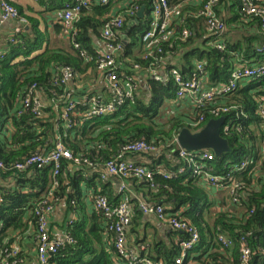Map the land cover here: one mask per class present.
Segmentation results:
<instances>
[{"label":"trees","instance_id":"16d2710c","mask_svg":"<svg viewBox=\"0 0 264 264\" xmlns=\"http://www.w3.org/2000/svg\"><path fill=\"white\" fill-rule=\"evenodd\" d=\"M37 1L49 13H54L62 10L70 0ZM155 1L112 0L107 5H101L98 0H92L90 7L83 8L80 20L75 23L68 36L72 43L70 49L52 48L49 34L40 31L38 21L30 19L23 35L17 43H9L3 60H0V161L7 167H12L33 156H45L62 139L65 147L75 156L103 165L118 157L130 143L143 139L155 142L160 150L156 154L143 155L151 161L148 167L154 173V181H128L144 195L145 203L165 207L169 216L188 222L200 234L199 244L183 264H243L241 238H246L251 251L248 264H264V178L258 176L260 173L264 174V161L260 153L263 133H259L260 123L264 121L259 115L261 105L264 104V77L247 81L244 87L240 86L229 95L216 97L194 111L190 118L182 113L168 118L166 122H163L162 109L165 106H178L177 87L170 77L167 84L148 79L143 88L138 82L135 100L127 102L108 118L85 122L84 115L90 109L78 104L70 114L72 128L68 130L66 121L62 119L65 106L57 108L50 102L60 103L70 94L75 102L84 97H97L101 102L106 101L96 93L89 92L85 86L82 90L78 88L84 79L93 76L96 80L101 76L97 64L100 46L97 49L96 41L104 42L103 28L113 17V8L118 4L121 6L118 15L125 19L121 33L127 30L131 22L138 20L137 15L131 17L129 11H135V6L140 7V10L146 6L144 18L131 31L129 44L118 58L126 76L137 77L139 73H146L154 60H145L143 49L138 54L134 50L142 47V37L149 29ZM168 1L172 6H183L182 12L187 18L180 28L190 29L193 35L182 41V30L179 28L174 40L164 46L166 64L159 67L164 74H168L172 68H178L183 76L188 77L195 72L197 64L202 63L208 76L207 87L214 89L227 83L238 66L250 67L263 59L258 50L264 47V28L259 20L246 15L241 0L219 2L217 14L227 27L226 50L223 52L211 46L216 37L209 34L205 20L195 18L208 0H199L189 5H186L188 0ZM261 3L264 6V0ZM15 7L21 16L26 17L20 8ZM55 29L64 34V28L60 24ZM120 34L114 41L115 44H121ZM18 58L22 60L15 63ZM173 60L177 62L173 64ZM136 66H140V72L135 70ZM62 68L74 71L75 79L67 86L56 85L54 82ZM33 86H36L44 98L42 116L39 117L34 113L33 105L28 108L22 105L26 93ZM222 106L232 108L223 117L232 127L228 135H223L231 151L221 158L215 156V160L208 163L206 168L211 169L214 175L222 176L225 187L233 180L240 184L241 190L239 203L230 204L219 212L214 210L215 203L203 176L165 179L161 172L173 175L183 164L178 146H169L174 138L186 128L196 132L204 129L210 121L218 120L219 118L211 115V111ZM242 114H246L248 118ZM202 117L205 118L203 124L198 129L194 128L193 124ZM251 124H255L256 130L250 128ZM247 158L250 163L248 168L240 170V165ZM65 167L66 164L63 169ZM0 173L4 177L15 178L17 185L9 190L0 189L3 200L0 204V253L3 252L6 256L4 264H14L16 261L27 264L24 236L32 227L38 245L39 220L36 210L42 198L49 196L54 190L52 168H33L26 172L0 170ZM64 175L65 169L58 178L59 187L54 190V199L58 198L59 201L65 197L74 199L67 195ZM24 189L29 194H23ZM225 191L229 193V189ZM96 195L107 196L113 206L120 204L108 196L105 187L103 192ZM131 205H135L132 208L135 219L139 218L141 213L138 211V203L131 201ZM183 209L184 213L181 214ZM103 221L102 212L96 211L89 229L85 223L81 226L74 225L69 231L74 243L66 244L58 254L51 256L48 264H128L116 252L110 240H106L109 238L104 237L106 228ZM220 237L232 240L233 246L223 248L218 241ZM167 239L171 245L166 241L158 242L153 251L146 247L140 248L138 252L130 247L128 250L136 253L140 261L174 264L181 256L182 244L189 237L186 233L171 230ZM143 243L145 242L137 241L136 245L141 247ZM14 246L19 248V252L16 256L9 257Z\"/></svg>","mask_w":264,"mask_h":264},{"label":"built area","instance_id":"2783aa9c","mask_svg":"<svg viewBox=\"0 0 264 264\" xmlns=\"http://www.w3.org/2000/svg\"><path fill=\"white\" fill-rule=\"evenodd\" d=\"M38 3L37 0H33ZM92 0H70L65 4L62 10L55 13L56 22L64 28V34L70 35L75 23L81 18L83 8H88L91 5ZM112 0H98L101 5H107ZM118 1V0H115ZM146 1V0H139ZM199 0H188L186 5L197 3ZM262 0H241L246 15L259 20L264 28V6L261 3ZM220 0H208L201 11L195 16L196 19L203 18L205 25L209 31V34L214 35L216 39L211 43V46L218 51H225V34L227 27L221 17L217 14V8ZM2 11L0 20L1 27L10 21L19 22V27L15 30L11 43H17V40L27 27L29 26V20L25 16H21L18 9L10 2L3 0L0 3ZM135 11H129V14L134 16L138 15L140 7L135 6ZM183 6H172L168 0H156L151 10L152 20L149 29L142 37V49L143 58L145 60L152 59L154 64L149 68L146 73L148 79H152L161 84H167L170 80H173L177 87L176 98L177 102L181 103L184 100H189L193 111H197L199 108L204 107L209 102H212L216 97L222 95H229L230 93L238 90L240 86H244L247 81L255 80L264 77V47L258 51L263 56V59L258 64L253 66L240 65L232 73L231 78L225 84H221L214 89L207 87L208 76L205 72V66L202 63L197 64L195 72L190 76L185 77L181 74L178 68H172L168 74H164L159 68L161 64H166L164 60V46L172 42L175 38V32L184 24L187 15H183ZM125 19L122 15L114 16L110 18L102 31L104 42H102V49L98 50V70L102 78L106 81L108 88L112 92V99L101 102L97 97H84L82 100L73 101L72 94L64 98L60 103L50 101L52 105L59 108H63L62 119L66 121V128L71 129L72 123L70 121V114L75 110L78 104L89 107V111L84 115L85 122L93 119H104L114 115L119 108L124 106L129 101H134L137 90L138 80L134 76H126L125 71L121 68L118 58L122 53L123 44H115L118 34L121 33L124 27ZM181 29V28H180ZM181 40L186 41L192 37L193 32L188 29H181ZM79 49L78 45H75ZM83 56L86 57L84 53ZM4 53H0V60H3ZM160 69V70H159ZM137 72L141 71L140 66H136ZM75 79L74 71L71 68H62L59 70V74L54 78L56 85L67 86L71 84ZM22 105L25 107H31L33 105L34 113L42 116L44 107V98L37 91L36 86H33L30 91L25 95ZM232 108L222 106L211 111V115L215 118H223L224 115L230 113ZM259 115L264 120V104L261 105ZM205 118L202 117L198 122L193 124V127L198 129ZM231 124L226 123L222 129V136L228 135L231 130ZM196 131L194 133L200 132ZM177 145L180 157L183 160V164L177 169L176 173L166 175L165 172H161L165 179L183 178L185 176L196 175L203 176L206 181V185L216 190H228L230 194V203H239V190L241 186L238 182L231 180V184L228 187L223 185L225 179L222 176H216L211 172V169L206 168L208 163L215 160V154L209 151H197L188 152L181 149L178 142V136L169 144V146ZM168 146V147H169ZM160 150L157 143L148 140H139L137 142L130 143L123 148V152L116 158L103 164L104 171L101 173L102 180H108L109 178H117L121 181L137 180L142 183H152L154 181V173L148 166L141 165L135 161L128 159L129 155H152L156 154ZM262 159L264 161V132L262 137ZM69 162L77 167L96 168L99 164L92 160L75 156L69 149H67L62 141L59 140L56 148L49 154L42 156L36 155L24 160L21 163L12 167H7L2 161H0V170L4 171H16L26 172L33 168L39 170L47 167L52 168L54 185L52 189L59 187V176L62 173L64 163ZM248 158L240 165V170H245L249 166ZM259 177L264 178V174H258ZM123 185V191H128ZM54 190H52L47 197H43L39 203L36 216L38 217V245L37 253L40 264H48L51 256L59 253L66 244L74 243L73 238L66 235L65 240H57L51 235L50 231V217L52 216L59 199H54ZM131 198L125 196L124 200L117 206L110 204L107 196L96 195L94 197L95 209L102 212L104 216V223L106 227V234L109 238V242L114 246L116 252L128 261V264H156L151 261H140L139 256L136 253L129 252V238L128 228L132 224L133 210L131 205ZM139 209L146 216H152L159 222L169 227L171 230L186 233L189 237L187 242L182 244V253L179 258L175 260L174 264H183L189 253L194 251L199 244L201 237L194 226H191L188 222L172 218L166 213V208L158 205H149L143 201H138ZM109 235V236H108ZM219 243L223 248H231L233 241L226 237H220ZM14 251L9 254V257L16 256L19 252V248L14 246ZM240 248L242 255V263L248 264L251 251L249 249L246 238L240 239ZM6 256L3 252L0 253V264H4ZM14 264H21L20 261H16ZM163 264V263H158Z\"/></svg>","mask_w":264,"mask_h":264},{"label":"crops","instance_id":"0c3cea01","mask_svg":"<svg viewBox=\"0 0 264 264\" xmlns=\"http://www.w3.org/2000/svg\"><path fill=\"white\" fill-rule=\"evenodd\" d=\"M3 0H0V3ZM7 2L12 3L13 5L20 8L26 17L32 20H36L39 22V29L43 33H47L50 36L51 47L54 49H70L71 48V41L69 40L68 36L65 34H60L55 29V26L58 24L56 22L55 13H49V11L42 7L39 3H36L33 0H5ZM120 4L116 7L114 6L112 11V16H118L120 12ZM2 11L0 8V20H1ZM19 27V22L10 21L5 23L0 30V53H6L10 40L13 38V34L15 30ZM127 31V30H126ZM120 34L121 37V44H123V36L124 33ZM129 41V38H128ZM129 44V43H128ZM97 49H102V43L96 41ZM127 47V46H126ZM22 58H18L16 62L21 61ZM173 64L177 62V60L172 61ZM171 63V59L169 61ZM85 81H81L79 84L78 90H82L85 86L89 89V92L96 93L99 97L103 98L104 100L108 101L112 99V92L107 86L106 81L99 76L98 79H94L91 76L89 79H84ZM137 80L143 88L148 80L147 74L140 73L137 74ZM244 87V86H243ZM257 91V90H256ZM179 106L175 108L176 112L185 113L187 118L194 113L193 109L191 108V104L189 100H184L181 103H178ZM243 115V114H242ZM245 118H248L246 114L243 115ZM262 118V117H261ZM250 128L252 130H256L255 124H251ZM260 134L264 131V121L260 123ZM262 130V132H261ZM258 133V134H259ZM7 136H9L7 134ZM10 137V136H9ZM262 152V143L260 146V153ZM128 159L131 161H135L141 165L148 166L151 161L142 154L140 155H129ZM66 164L65 175H64V186H66L67 195L72 196L74 199H68V197L63 198L55 207V210L50 217V231L51 235L56 238L57 240H65L66 235L69 233L71 228L74 225H82L87 224V229H89L93 223H91V219L96 214L95 204H94V197L97 193L103 192L104 187L108 191V196L111 197L113 200H117V203H121L125 196L131 198L132 201H143L144 195L138 192L135 187H133L130 181H121L117 178H109L108 180L101 179V173L104 171L103 165H99L96 168H87V167H77L72 163L65 162ZM63 169V170H64ZM83 170V171H82ZM82 171V172H81ZM99 176V178H98ZM81 178V181L79 180ZM15 178L11 176H5L0 173V189L2 190H9V188H16L17 185L15 184ZM104 185H103V184ZM123 185H126V189L128 191H123ZM207 190L209 191L212 201L215 203V211H222L228 205L230 206V196L229 193L225 190L218 191L214 188H210L206 185ZM29 191L24 189L23 194H29ZM66 196V195H65ZM71 198V197H70ZM3 203L2 197L0 196V204ZM139 206V203H138ZM135 205H132L134 208ZM133 210V209H132ZM141 216L139 218L136 217L133 211V219L132 224L128 228V238L129 242L128 245L130 248H133L135 251L138 252L140 248L146 247L150 248L152 251L155 245L158 242L166 241L167 244L171 245V242L168 241L167 236L170 233L171 229L161 222H159L156 218L152 216H146L141 212L139 209ZM184 213V209L181 211V214ZM104 222V221H103ZM100 223V221H99ZM102 223V222H101ZM105 227V223H102ZM106 228V227H105ZM109 236V235H108ZM104 237H107L105 233ZM109 240V239H106ZM137 241L145 242L141 244V247L136 245ZM24 246L26 252L28 253L27 264H40L38 260V253H37V244L34 239V229L31 227L28 234L24 236ZM139 247V248H138Z\"/></svg>","mask_w":264,"mask_h":264},{"label":"water","instance_id":"95a60500","mask_svg":"<svg viewBox=\"0 0 264 264\" xmlns=\"http://www.w3.org/2000/svg\"><path fill=\"white\" fill-rule=\"evenodd\" d=\"M146 6L139 11L138 20L131 22L123 36V49L128 45V37L131 31L138 26L139 21L144 18ZM226 118L210 121L200 132L194 133L190 129H184L178 136L181 149L188 152L212 151L217 158L230 153L228 141L222 136V129L226 125Z\"/></svg>","mask_w":264,"mask_h":264},{"label":"rangeland","instance_id":"374dc122","mask_svg":"<svg viewBox=\"0 0 264 264\" xmlns=\"http://www.w3.org/2000/svg\"><path fill=\"white\" fill-rule=\"evenodd\" d=\"M141 50H142V47H138V48H136L134 50V53L135 54H138V53H140ZM161 112H162V115H164V121L163 122H166L168 120V118L174 117L175 115H179V114H181V112H185V111L176 112L175 109L173 108V106H165L162 109Z\"/></svg>","mask_w":264,"mask_h":264}]
</instances>
